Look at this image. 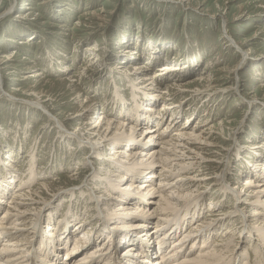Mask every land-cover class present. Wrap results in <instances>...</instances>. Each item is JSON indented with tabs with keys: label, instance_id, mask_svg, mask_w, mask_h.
Segmentation results:
<instances>
[{
	"label": "rangeland",
	"instance_id": "obj_1",
	"mask_svg": "<svg viewBox=\"0 0 264 264\" xmlns=\"http://www.w3.org/2000/svg\"><path fill=\"white\" fill-rule=\"evenodd\" d=\"M88 9H101L103 19H94V24H89L91 27L83 26L82 23L84 22H80L77 25L76 22L81 21L78 20L79 16H82L83 12ZM240 14H243L242 17L234 19ZM67 27H74L75 29L71 31L67 30ZM255 34H257L256 44L249 55H244V49L248 46H244L243 50L237 49L236 44L229 41L230 35L242 42ZM22 40H28L29 43H21ZM91 44H95L96 49L94 51H86V46ZM144 45H159L161 47L164 45L162 49L163 55L159 58L158 63H155V66L150 63ZM122 49L125 50L124 53ZM9 54L14 56L10 62L13 67L8 68L0 64V182H3V179L4 183L11 187H2L5 191L0 190V195L7 193L1 203L6 205L10 200L12 201L16 193L18 194L16 192L18 188L23 187L19 184L21 179H32L30 166L34 163V175L37 174V177L31 182V187H26L27 185L23 187L31 195L22 196L19 201L32 202V198L37 197L36 201L38 203L36 205H39V207L36 210H31L32 213L36 214L37 210L43 206L42 201L46 200L41 213L44 214L45 220L48 221L49 210L55 207V218L51 220L50 225L56 227L61 218H64L67 214L69 216L73 215V218H70L72 222L69 227L71 238H74L73 235L76 233L78 236V232L82 235L81 232L84 233L88 229L93 228V226L98 227L97 220H93L95 219L93 212H95L94 204L96 205V203L91 198L88 187L83 186L84 184L81 182V173L84 172V175L91 174V171L85 168V163L80 165L81 159L88 152V149H83L78 153L72 149L70 151L68 144L76 145L70 132L78 121L68 119L69 122L65 123L67 126L65 128L69 133L62 136L63 131L48 116L44 108H38L33 104L27 103L37 100L35 92L44 91L46 93L42 92V100L40 102L48 105L52 113V108H55L53 114L62 121H64L66 115L74 116L75 110L79 108L78 105L80 103L93 99L95 100L97 113L99 112L97 115L104 113L102 114L104 116L105 112L119 113L120 119L127 122L131 120L125 119L124 115L128 112L122 105L125 102L131 104L134 100L130 92L132 87H130L131 83L128 79L129 72L124 73V70L122 71L126 62L125 65L131 68L141 64L147 65L146 63L152 66L150 69L144 70L141 73L142 78H139V84L146 89L152 88L154 83L156 85L155 80V82L151 83L148 78L156 71L158 65L169 64L172 61L182 62L181 66L185 68L194 67L190 72H186L184 77H181L184 78V83L199 77V74L206 68L208 71L205 75H211V79L208 82L212 83L213 86L219 87L222 84L231 86L232 84L235 88L238 84L236 83L237 85L235 86L234 80H236L235 75L238 73L237 78L240 81L239 87L241 88V93L239 94L234 89L229 92L219 91L214 94L211 100L206 99L207 102L205 104L203 98L206 96L204 95L198 98L200 100L198 102L190 98L189 100L186 94H181L183 96L178 95L174 99V105L171 108L174 112L171 115L168 112L166 118H161L160 122L162 123L160 125L157 124L156 135L158 136L162 132V127L175 117L188 116L195 108L196 111L200 109L199 112L189 119V126L188 122L183 123L185 122L184 118L179 120L178 126L187 124L185 126L190 129L192 126L197 125L199 118H207L206 114L209 113L210 119H212L211 122L217 126L216 131L222 133V136H220V133H216V135H219L221 145H227L226 147L229 148L227 154L230 161L227 169V179H229L230 184L245 183L246 174L244 171L246 170L243 167H246L244 164L247 161L243 159L240 162V156L254 162L255 165L259 164V167L264 163V159H258L257 157L258 153H261L262 158H264V0H0V60L5 55L9 56ZM91 56L94 59L92 60L91 58L89 62ZM122 56H125V59L120 58ZM30 59H33L35 63H30ZM118 64L121 66L119 69L112 68ZM236 65H238L236 73H233L232 71ZM37 70L47 73L45 75L47 76L45 77L46 79H42L44 81H39L38 83L33 79H24L27 73L36 72ZM79 71H83L84 75H79ZM172 74L168 78L167 76L160 77L164 80L163 83L157 89H153L157 94L156 103L150 106V113L151 115L153 114L154 120L158 116L163 117L159 112L162 111L161 108L164 102L168 103V95L166 93L164 94L165 99L161 97L163 88L173 81L171 79L179 76L177 73ZM71 76H74L72 81H78L79 86L86 90L80 95L79 103L74 100L76 95L73 89L75 87L70 89L69 86L68 80L71 79ZM204 83L202 82L203 85L206 84ZM116 89L119 92H116ZM142 98H144V95L138 97V103H143ZM180 100H183V102H180ZM186 100H188V103H186ZM201 103L205 105V107L203 106L204 108L201 107ZM202 109L204 112H202ZM190 110L191 112H189ZM162 112L166 114L164 111ZM131 117L132 122L135 123L133 121L135 119L133 116ZM142 118L144 119V117ZM176 118L175 122L177 121ZM146 125L147 127L153 126V124L148 123ZM175 129L176 127H173L163 134H167L169 137ZM151 134L149 133L146 136L147 133L143 132V130H137V133L131 136L134 140L144 142ZM153 141L155 139H147L145 143L150 144ZM124 150L127 153L131 151V149ZM105 151H107V154L103 156L105 163L113 162V159H109V157L112 156L114 151L102 150V152ZM72 153L75 154L72 155ZM32 155L36 157V160H31ZM121 159L126 158L122 157ZM148 159L149 156L143 157L141 154L140 157V154H138L129 163L137 166L138 172L136 174L138 176L144 174L146 167L149 166L148 162L150 161ZM8 163L9 166L5 170V165ZM98 164L96 166L101 171L99 172V178L107 180L102 177L101 174L103 172L100 170L106 168L107 165L98 166ZM160 168V165H155V177L161 171ZM76 170L79 171L76 174L77 180L69 179L74 173H77ZM197 170L198 167L193 168L187 175L193 176ZM236 170L243 174L239 180L237 179L238 181L234 179ZM9 172L13 173L7 174ZM46 172V176L41 177L40 174ZM120 173L121 175L124 174V172ZM167 174H170V172ZM164 175L166 174L161 176L165 180L169 178L171 181H175L179 173H174L172 177H164ZM8 176L13 178H6ZM158 176L153 181L147 180L149 184L153 183L155 190L157 189ZM41 179L46 182H52L53 185L51 187H38L39 181H42ZM143 181L146 180L141 179L138 181V179H135L138 187L129 188L128 190L140 193L138 190L141 188ZM119 182L124 185L130 181L120 177ZM93 185L90 186L93 187ZM97 186L96 194L101 196L100 200L113 203L114 200L109 199L110 195H108V193H112V190L107 188L109 190L107 196L104 184L102 185L103 187ZM217 186L200 187L203 196H201V216L198 220H203L206 216L210 217L207 213L214 209L215 203H220L221 193ZM192 188L195 190H193L194 195H197L198 191L196 189L198 187ZM239 188L242 190H239V198L253 201L244 203L237 199V206L239 204L244 205L245 207L243 208L246 213L258 209L260 205L255 203V197L249 195L257 187ZM28 189L30 190L29 192ZM213 189L216 191H213ZM34 191L36 192L35 194ZM72 191H74L73 194ZM172 191L173 189L167 186V191L163 194L173 196L171 194ZM233 201L234 197L227 193V198L226 196L225 200L222 198L221 202L223 205L219 208L215 207V209L218 208L221 213L233 210ZM9 204L11 206V203ZM113 205L110 204V206ZM246 205L249 207H246ZM209 207L211 208L210 210H208ZM152 208L154 209V207ZM222 215L224 214H220L219 217ZM2 216L0 214V218ZM32 218H35V215H32ZM84 219L89 220V223H86L85 227L82 226L81 231H79L78 225L81 226L80 222L84 223ZM156 220L154 218L150 222L149 229L151 228L152 232L159 227V224H155ZM46 221L44 226L48 229L50 220ZM90 221L92 222L90 223ZM130 221L131 225H134L138 220L130 219ZM191 221L195 224L199 222L190 219V216H188L187 225H184L182 233L180 232L174 239L183 236L184 232L190 230L192 227ZM239 221L241 220H238L237 230L241 226ZM59 223L61 224V221ZM77 223L78 225L76 226ZM233 224H235L234 219L221 227L219 232L213 234V238L209 236L207 244H203V241L199 239L194 248L197 246L198 251L200 248H208L211 245L209 248L211 249L215 245L216 240L219 241L223 238L220 237L223 231ZM61 227L63 226H58V228ZM95 229L94 227L93 233L97 237L102 231L96 232ZM112 231L115 232V230ZM244 234L245 232L240 233L238 230L234 242L235 240L244 242V239H246ZM240 235L241 237H239ZM253 237H251V243L254 244L255 237ZM105 238L107 241L109 240L108 237ZM134 239L141 238L137 236ZM73 240L71 239V242H75ZM102 240L101 238L100 241ZM157 240V237L153 240L156 244V253L151 258L150 264H154L157 259H161V251L156 250L158 248ZM100 241L95 244L97 245ZM146 241L148 242V240ZM2 244L3 242H1L0 247ZM128 245V242L119 244L120 255L126 253L125 249ZM192 246L190 244L189 248ZM152 248L154 249L153 246ZM136 249L132 251L133 254H135ZM23 253L25 251L21 252V254ZM61 255H63L65 261L67 258L66 248ZM78 256L71 257L68 264H72L74 260L76 261ZM59 258L61 259L62 256H57V259ZM92 264H96V262ZM142 264L146 263L143 262Z\"/></svg>",
	"mask_w": 264,
	"mask_h": 264
},
{
	"label": "bare ground",
	"instance_id": "obj_2",
	"mask_svg": "<svg viewBox=\"0 0 264 264\" xmlns=\"http://www.w3.org/2000/svg\"><path fill=\"white\" fill-rule=\"evenodd\" d=\"M101 11V9H88L84 11L82 16H79L78 19L81 21H77L76 24L78 25L80 22H84L82 23L83 26L91 27L89 24H94V19H103ZM242 15L243 14L238 15L234 19L242 17ZM66 29L72 31L75 28L67 27ZM229 37V41L233 44L235 43L237 49L240 48L243 50L245 48L244 46H248L244 49V55H249L253 50V46L256 44L257 34L242 42L238 41L233 35H230ZM28 40H22L21 43H29ZM163 46L164 45H162V47L159 45H144V48L147 51L146 55L149 56L150 63H152L153 66H155V63H158L159 58L163 55ZM86 47V51H94L96 49L95 44ZM122 52L124 53L125 50L122 49ZM13 57L14 56H10V54L9 56L5 55L4 58L0 60V64L8 68L13 67V64L10 63ZM91 58L92 60L94 59L91 56L89 62L91 61ZM120 58L125 59V56ZM29 62L35 63L33 59H30ZM181 63L182 62L172 61L169 64L158 65L156 71L151 74L150 78H148L151 83L156 81V85L154 83L152 88L148 89L143 88L139 84V78H142L141 73L144 70L152 67L151 65L149 66V63H146L147 65H136L133 68L128 67L125 64L123 65L124 69H122V71L124 70V73L129 72L128 79L131 83L130 87H132V91L130 92L132 94V99L134 100L133 103L130 102L131 104L125 102L122 105L128 112L124 115L125 119L131 120L127 122L120 119L121 116L119 113L113 114L105 112L104 116H102L104 113L97 115L99 112L97 113L95 100L93 99H88L84 103H80L78 105L79 108L75 110L74 116L66 115L64 121H62L59 120L58 116L53 114L55 108H52V113L48 105L40 102V100H42L41 94L44 91H40L39 93L35 92L37 100L27 103L33 104L38 108H44L48 116L52 118L63 131L62 136L69 133L65 128L67 127L65 123L69 122L68 119L78 121L77 125H75L74 129L70 132L72 140H74L76 145L73 146V144H68V146H70V151L72 149L77 153L83 149H88V152L84 154L81 159L82 162L80 165L85 163V168H88V171H91V174L84 175V172L81 173V182H83V186L88 187L91 198L96 203V205L94 204L95 212H93V214H95V219H92L97 220L96 223L98 227L93 226V228L88 229L86 232H81L82 235L78 232V236L76 233L73 235L74 238H71V230L69 231V227L72 222L70 218H73V215L69 216L67 214L64 218H61V224L59 221L57 227L50 225L51 220H54L55 218V207H53L48 213V219L50 222L48 224L49 228L46 229L44 226L46 220L43 216L44 214L41 213V209L45 205L46 200L42 201L43 206L37 210L36 214L32 213L31 210H36L39 207V205H36L38 203V201H36L37 197L32 198V202L19 201L22 196L31 195L29 194L30 190L28 189L29 193H27L23 187L26 185V187H31V182L37 177V174L34 175V163H32L30 166V175L32 176V179L28 178V180H20L19 184L23 187L18 186L19 188L16 191L18 194L16 193V195L13 196L12 201L10 200L6 205H3L1 202L3 201V198L6 197L7 193L0 195V211L2 210L0 214L3 215L0 218V244L3 242L0 247V264H68L71 257H77V255H79L78 259L72 261V264H92L94 262H96V264H142L143 262L150 264L151 258L156 253V244L153 242L156 237L158 239V248L156 250L161 251V259H157L154 264H264V163L259 167V164L255 165L254 162L240 156V162L243 159L247 161L244 164L246 167H243L246 170L244 171L246 174L245 183L237 182L233 184L231 183V185L229 179H227V169L230 161L229 155L227 154L229 148L226 147L227 145H221L219 135H216V133L219 134L220 132L216 131L217 126L211 122L212 119H210L209 113L206 114L207 118H199L197 120V125L194 127L192 126L190 129H187V126H185L187 124L189 126V119L193 117L195 113L199 112L200 109L196 111L195 108L188 116H178L179 118L175 117L177 120L176 122L175 118L172 119L171 122H167L164 127H162V132L158 134V136L156 135L157 124L160 125L162 123L160 122L161 118H166L168 112H170V115L174 112L171 108L174 105V99L177 98L178 95L186 94L188 99L197 100V102L200 101L198 98L204 95L206 96L203 98L205 104L207 100H211L214 97V94L219 91L229 92L234 89L238 94L241 93V88L239 87L240 81L237 78L238 73H236V67L238 65H236L235 69L232 71L233 73H236L234 85L236 86L238 84L234 88L232 84L231 86H225L224 84L219 85V87H215V85L213 86L212 83L208 82L211 79V75H205L208 71L206 68L199 74V77L188 80L184 83V78L181 77H184L186 72H190L194 67L185 68L181 66ZM119 67L121 66L118 64L112 68L119 69ZM83 73V71L78 72L79 75H84ZM172 73H177L179 76H176L178 78L174 77L171 79L173 81L167 85L165 84L166 86L162 91L163 95H161L162 99H165V93L168 95V103L164 102L161 108L166 114L161 111L159 114L163 115V117L158 116L154 120L153 114L151 115L150 113V106L156 103L157 94L153 89H157L161 83H163L164 80L160 77L167 76L168 78V76L173 75ZM46 74L47 73L41 70H37L36 72L27 73L24 76V79H33L39 83V81H44L42 79L47 77L45 76ZM40 77L41 79H39ZM73 77L74 76H71V79H69L68 82L70 83V89L75 87L73 89L76 95L74 100L79 103L80 95L86 90L79 86L78 81H72ZM201 81L206 84L204 83L205 85H203ZM116 92L119 91L116 89ZM44 94L46 93L44 92ZM140 95H144V98H142V104L137 101ZM121 101L120 103L122 104ZM147 102L152 104H147ZM180 102H183V100H180ZM186 103H188V100H186ZM204 104L201 103V107H205ZM189 112H191V110ZM202 112H204L203 109ZM131 116L135 119L133 120L135 123L132 122ZM142 117H144V119ZM181 118H184L183 120H185L183 123H188L178 126V122ZM157 121L159 122L157 123ZM147 123L153 124V126L147 127ZM173 127H176V129L169 137L167 134H163L167 133ZM137 130H143V132L147 133L146 136H148L149 133H152L147 139H155V141L146 144L145 140L147 139H145L144 142L134 140L131 135L136 134ZM220 134V136H222V133ZM105 149L110 150V152L114 151L112 156L109 157V159H113V162L105 163L103 156L107 154V151L102 152V150ZM124 149H131V151L130 153H127ZM74 154L75 153H72V155ZM138 154H140V157L141 154L143 157L149 156L148 161H150L148 162L149 166L146 167L144 174L141 176L136 174V172H138L136 169L137 166H134L133 163L129 164ZM122 157L126 159H121ZM257 157L258 159H264L262 158L261 153H258ZM93 159L95 160L93 161ZM31 160H36V157L32 155ZM142 161L144 160L142 159ZM97 163H99L98 166L107 165L106 168L100 169L103 172L101 174L102 177L107 180L99 178V172L101 171L97 168ZM223 163L225 164L223 165ZM155 165H160L161 167V171L156 174V177L160 175L158 176L156 190L153 188V183H148L149 181L156 179L154 174ZM8 166L9 163L5 165V170ZM196 167H198V170L193 176L187 175L190 173L191 169ZM78 172L79 171L74 173L69 179L77 180L76 174H78ZM120 172H124V174L121 175ZM169 172L170 174H167ZM11 173L13 172L7 174ZM174 173H179L178 178L175 181H171L169 178H166V180L162 178L163 174H166L164 177H172ZM46 174L47 172L43 174L41 173L40 175L43 177L46 176ZM12 176L6 178H13ZM240 176L242 177L243 174H240L239 170H236L234 175V179H236L235 181H238L239 178H241ZM120 177L122 179H127L130 182L123 185L119 182ZM135 179H138V181L141 179L146 180L143 181L141 188L138 190L140 193L128 190L129 188L138 187L135 183ZM41 180L42 181H39L38 187H51L53 185L52 182H46L44 179ZM2 181L3 182H0V190L5 191L2 187H11L6 185L3 179ZM103 184L104 188H106V195L107 192H109L108 189L112 190V193H108V195H110V198H108L114 200L113 203H111V201L100 200L101 196L96 194L97 185L103 187ZM90 185H93V187ZM214 185H218L217 187H219L218 190L221 193L220 203H215L216 205L213 206L214 209L210 213H207L210 217L206 216L204 217L205 219L198 220L201 216V196H203L200 187H214ZM167 186L173 189L171 193L173 196L163 194L167 191ZM192 187H198V189H196V191H198L197 195H194V188ZM239 187H257L249 195L255 197V203L260 205L258 209L246 213L243 208L245 207L244 205L239 204L237 206V199L244 203H250L253 201L239 198V190H241ZM213 191L216 190L213 189ZM35 193L36 192L34 191V194ZM73 193L74 191H72V194ZM227 193H230L234 197L232 204L234 209L221 213V210L218 208L223 205L221 201L222 198L225 200V196L227 198ZM9 203H11V206ZM110 204L114 205L110 206ZM177 206H179V208H177ZM152 207H154V209ZM215 207H218L216 208L218 211H216ZM246 207L249 206L246 205ZM210 209L211 208L209 207L208 210ZM220 214L224 215L219 217ZM32 215H35V218H32ZM188 216H190V219L199 221L198 224L196 222L197 226L191 221L192 229L190 228V230L183 233V236L174 239L180 232L182 233L183 227L187 223ZM154 218L157 219L155 224H159V227L152 232L151 228L149 229V226ZM130 219H137L138 221L136 224L131 225ZM233 219L236 226L233 224L223 231V234L220 236L223 238L219 241L216 240L215 245L211 249H209L211 245L208 248H200L198 251L197 246L194 248V245L199 239L203 241V244H207L209 236L210 238H213V234L219 232L221 227ZM238 220H241L239 221L241 226L238 230L240 233L245 232L244 238L246 237V239H244V242H241L240 240H235L234 242L236 232L238 231ZM83 221L84 223L82 221L80 222L81 226H79L78 223L76 224V226L78 225L79 231H81L82 226L85 227L86 223H89V220L84 219ZM92 221H90V223ZM98 222L100 223L98 224ZM61 225L63 227L58 228V226ZM94 227L96 228V232L102 231L97 237L95 236V233H93ZM112 230H115L116 233ZM106 231L110 233H107ZM137 236L143 240H135L134 238H137ZM252 236L255 237H253L254 244L251 243ZM105 237H108L109 240L107 241ZM239 237H241V235ZM101 238L104 241H100ZM187 238L191 239L187 240ZM71 239H74L73 241L75 242H71ZM127 239L128 241H126ZM146 240H148V242ZM97 241H100V243L96 245L95 243ZM122 242L124 244L128 242L129 245L125 249L126 253L120 255L119 244ZM190 244L193 245L191 248H189ZM250 246L251 248H249ZM65 248L67 258L64 261L61 253ZM135 249L136 252L133 254L132 251H135ZM22 251H25V253L21 254ZM141 252H143V254H141ZM57 256H62V258L57 259ZM243 258L245 259L242 260Z\"/></svg>",
	"mask_w": 264,
	"mask_h": 264
}]
</instances>
